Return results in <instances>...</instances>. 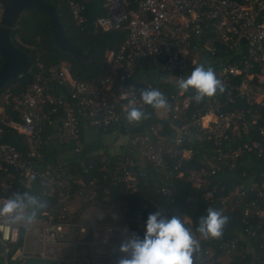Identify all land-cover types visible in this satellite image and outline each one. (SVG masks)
I'll list each match as a JSON object with an SVG mask.
<instances>
[{"label":"built area","instance_id":"2783aa9c","mask_svg":"<svg viewBox=\"0 0 264 264\" xmlns=\"http://www.w3.org/2000/svg\"><path fill=\"white\" fill-rule=\"evenodd\" d=\"M65 1L74 25L82 28V7ZM102 8L96 30L125 32L118 49L105 53V74L77 80L68 62L38 65L17 77L31 79L21 95L10 88L0 95V206L25 192L47 204L31 223L0 215L2 264L28 259L116 264L121 239L131 233L143 236L146 217L162 207L158 200L172 210L179 183L203 193L206 211L230 212L231 219L241 216L245 225L237 238L199 247L193 264H222L240 254L245 235L264 245V169L224 197H216L218 188L212 185L214 175L235 169L245 178L249 153L264 161V0H105ZM201 63L214 70L224 91L197 103L194 90L181 92L177 81ZM142 64L155 66L160 83L174 93L166 98V108L154 112L159 122L135 132L144 118L129 122L127 111L135 106L148 113L150 105L140 94L155 89L151 83L138 85L135 74ZM51 84L66 95H56ZM162 118L177 123L171 138L165 136L169 129ZM7 129L22 136L23 149L4 141ZM88 129L116 130L111 161L96 151L85 163L48 160L59 145L63 159L82 156ZM253 134L258 139L252 140ZM194 143L207 145L201 161L208 167L192 164ZM141 190L146 195L134 216L129 199Z\"/></svg>","mask_w":264,"mask_h":264},{"label":"trees","instance_id":"16d2710c","mask_svg":"<svg viewBox=\"0 0 264 264\" xmlns=\"http://www.w3.org/2000/svg\"><path fill=\"white\" fill-rule=\"evenodd\" d=\"M46 1L52 3L56 8L67 39L77 47L82 48L85 53L90 54V58L88 61H82L59 50L53 40L50 22L45 12L38 7H30L21 15L16 27L12 30L11 42L17 49L30 57L33 63L32 70H38V65H41L43 68H49L65 61L70 64L71 75L77 80H92L99 75L105 74L108 69L104 61L105 53L110 50H117L125 37V32L104 33L96 30L95 21L102 15V5L105 0H75L82 7V15L86 19L82 28H77L74 25L69 6L65 0ZM1 65L2 58L0 57V67ZM212 67L215 69V66ZM157 73L158 70L155 66L151 67L147 64H142V67L137 69L135 77L137 76L140 78V82L138 83L140 87L143 88L147 83H151L155 89L160 90L168 99L170 95L174 93L173 88L170 87L169 84L166 85L160 83L161 74ZM30 81L31 79L29 76H25L23 79L15 78L8 80L0 90V95L10 88L13 95L19 96L29 86ZM133 81H136V79L133 78L130 80V82ZM51 89L56 95H66L64 88L60 86L51 84ZM4 111L8 115L11 114V109L9 107H5ZM155 111H159V109H154L150 106L148 108V113H145L144 123L139 127H134L133 131H144L153 123H158L159 120L156 121L153 119ZM260 113L263 118L264 110L260 111ZM11 116H13V113ZM162 121H164L165 128L169 129L165 136L171 138L174 132L177 131V123L168 120V118H162ZM115 131V129L104 131H94L91 129L84 130V139L82 140L84 146L83 155L80 157L74 155V158L67 156L68 158H64L63 160L77 162L84 161L85 163L90 159V151L101 152L104 156L109 158V149L117 142ZM106 135L109 139H105L104 136ZM22 139V136L17 135L12 130H6L4 136L5 142L23 149ZM110 139L112 142L108 145L106 140ZM251 139L256 140L258 137L253 134ZM200 145L201 144L199 143L191 145L195 151L192 164L208 167L209 165L206 162L201 161L203 159L202 150H204L207 145L202 148ZM227 146L228 144L226 147ZM62 147V145H59L58 147L61 150L60 153H62ZM67 151L70 150L67 149ZM52 159L56 160L55 158H49L48 160ZM108 161H111V158H109L107 162ZM244 162L245 165H243L242 170L246 171L245 178L240 177L237 169L225 173H218L212 177V185L217 186L218 188L215 192L216 197H224L228 195L234 185L238 186L244 182H248L250 179H254V177L257 176L259 169H264V161H260L254 153H249L244 156ZM73 174L77 177L80 173L79 171H75ZM150 184L153 185L154 182H150ZM177 186L175 203L170 206L172 210H167L164 201L158 200V203L162 206L158 211L165 217L171 215H179L182 219L188 217L190 220L188 226H190L195 233V228L198 226L200 217L207 214L206 207L202 200L203 193L192 189L189 185L184 183H179ZM145 195V190H141L140 193L134 197V200H131V198L129 199V203L131 202V207L134 211V216L139 212V208L141 207L140 204L143 202ZM188 197H191V199L187 200ZM231 215L230 212L224 213V216H226L228 220L225 224L226 228L224 230L222 229V235L218 237L222 240L234 239L238 237V233H244L245 225L240 219L241 216H239L238 219H231ZM237 215L239 214L237 213ZM195 234L199 237V233ZM245 236L244 238H240L239 235V238L241 240L243 239L246 243L245 248L242 251L239 250L240 254L236 253L233 257L226 258L222 264H260L264 261V245H260L262 243L261 240L258 237V239H249ZM218 238H209L207 240L201 239L200 248L202 250L206 249L213 243L218 242ZM241 256H243V258ZM0 264H2L1 257Z\"/></svg>","mask_w":264,"mask_h":264},{"label":"clouds","instance_id":"9594fccd","mask_svg":"<svg viewBox=\"0 0 264 264\" xmlns=\"http://www.w3.org/2000/svg\"><path fill=\"white\" fill-rule=\"evenodd\" d=\"M177 87L181 92L194 90L193 99L199 103L205 98L224 91L222 82L211 67L198 64L190 75L180 77ZM141 100L154 109H163L168 105L164 94L158 89L141 91ZM145 113L133 106L127 111L129 122H139ZM47 207L46 202L27 192L14 193L0 206V215H14L17 220L31 223L38 213ZM228 218L221 211L209 208L201 216L195 233L189 222L179 215L163 216L159 211L148 215L143 236L131 233L121 239L116 252V264H193L199 251L200 239L218 238Z\"/></svg>","mask_w":264,"mask_h":264},{"label":"water","instance_id":"95a60500","mask_svg":"<svg viewBox=\"0 0 264 264\" xmlns=\"http://www.w3.org/2000/svg\"><path fill=\"white\" fill-rule=\"evenodd\" d=\"M0 6L2 8L0 18V57L2 58L0 90L8 80L17 78L32 67L30 57L17 49L11 42L12 30L16 27L21 15L30 7H38L45 12L50 22L53 40L59 50L82 61L89 60L90 54L85 53L82 48L77 47L67 39L59 14L52 3L46 0H0ZM10 264L54 263L38 259H28L23 263L15 260Z\"/></svg>","mask_w":264,"mask_h":264},{"label":"crops","instance_id":"0c3cea01","mask_svg":"<svg viewBox=\"0 0 264 264\" xmlns=\"http://www.w3.org/2000/svg\"><path fill=\"white\" fill-rule=\"evenodd\" d=\"M260 123L262 124V125H264V114H263V118L260 120ZM105 138H108L109 139V137L106 135V136H104ZM8 143V142H7ZM60 149L58 148V151L56 152V154L53 156V157H51V156H48V159L49 158H55L57 161H62V158H63V155H62V153H60ZM48 153V152H47ZM61 156H62V158H61ZM185 218H188V217H185Z\"/></svg>","mask_w":264,"mask_h":264},{"label":"rangeland","instance_id":"374dc122","mask_svg":"<svg viewBox=\"0 0 264 264\" xmlns=\"http://www.w3.org/2000/svg\"><path fill=\"white\" fill-rule=\"evenodd\" d=\"M1 14H2V8H1V6H0V18H1ZM32 65H33V63H32ZM106 139V138H105ZM111 142H112V140L110 139V140H106V143L109 145V144H111ZM113 150H112V147L110 148V152H112ZM61 158H62V156H61ZM62 160H63V158H62ZM63 162H65V160H63ZM95 176V175H94ZM80 181V183H83V184H85V182L84 181H82V180H79ZM184 220H186V221H188V222H190V220H189V218H184ZM196 235V234H195ZM197 236V235H196ZM197 238H199L198 236H197ZM201 240V239H200Z\"/></svg>","mask_w":264,"mask_h":264}]
</instances>
